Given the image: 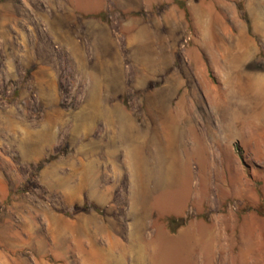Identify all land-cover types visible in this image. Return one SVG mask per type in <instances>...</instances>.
<instances>
[{"label":"rangeland","instance_id":"rangeland-1","mask_svg":"<svg viewBox=\"0 0 264 264\" xmlns=\"http://www.w3.org/2000/svg\"><path fill=\"white\" fill-rule=\"evenodd\" d=\"M181 1L0 0V264H264V0Z\"/></svg>","mask_w":264,"mask_h":264},{"label":"crops","instance_id":"crops-1","mask_svg":"<svg viewBox=\"0 0 264 264\" xmlns=\"http://www.w3.org/2000/svg\"><path fill=\"white\" fill-rule=\"evenodd\" d=\"M185 208V207H184ZM173 215V214H172ZM102 222V221H101ZM199 223H183L182 226L177 228L175 232H170V231H160L159 236L162 235L160 240L162 241L164 238H176L177 241L179 240V244L184 243L183 247L186 249V254L188 255H196L194 254L195 251L197 252V255H200V262L202 264H212L211 262V256H212V251L214 249V245H212V241L214 240V235H212L211 230L206 227L204 224L203 225H198ZM205 226V227H204ZM96 228V233L94 232L95 235L100 236V238H105L109 242H112V231L109 230L107 227L106 231L104 229L100 228L99 223H97ZM143 233L141 229H139L138 232H135L134 235L130 236V240L132 242V247L128 248L125 252L127 255H136L138 256V264H148V259L146 258L147 255L150 254V251L152 253H157L155 252L156 248L155 246H149L143 241V237L139 234ZM113 238H115L113 236ZM216 239V238H215ZM215 250V249H214ZM194 252V253H193ZM186 255V264H196L195 258L192 257L189 259V256ZM89 259L91 261V264H95V257H96V250L93 246H91L90 251H89ZM194 261V263H193ZM221 263V262H220ZM219 263V264H220ZM198 264V263H197ZM225 264V263H224Z\"/></svg>","mask_w":264,"mask_h":264},{"label":"trees","instance_id":"trees-1","mask_svg":"<svg viewBox=\"0 0 264 264\" xmlns=\"http://www.w3.org/2000/svg\"><path fill=\"white\" fill-rule=\"evenodd\" d=\"M180 8H184V2L181 0H173ZM82 210L86 211L87 208L85 207H74L73 208V212L77 213V212H82ZM183 225V221L182 219H176V218H169L167 220V226L169 228L170 232H175L177 230V228H179L180 226Z\"/></svg>","mask_w":264,"mask_h":264}]
</instances>
